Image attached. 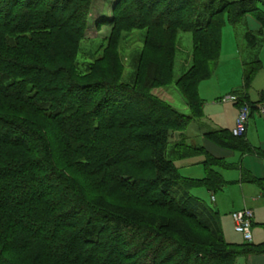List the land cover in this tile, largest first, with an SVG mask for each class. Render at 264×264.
I'll return each instance as SVG.
<instances>
[{
	"label": "trees",
	"instance_id": "obj_1",
	"mask_svg": "<svg viewBox=\"0 0 264 264\" xmlns=\"http://www.w3.org/2000/svg\"><path fill=\"white\" fill-rule=\"evenodd\" d=\"M127 1L119 0L118 5ZM163 1H165V5L160 11L161 13L155 16L154 25L157 26L162 21H165L166 25L163 23V26L169 28L175 27L177 31L192 32L196 44L195 52L199 51L203 56V61L197 59L196 64L192 66L190 72L180 79L182 85H184L183 81L189 85H187L186 90H182L187 93V105L194 111L192 116L176 112L173 107L161 102L158 98L150 95L149 92L141 91L138 85L126 86V84H116L112 81L101 82L97 85L101 87L103 93L95 104H92L91 98L98 94L99 90L97 89L99 87L91 90V88H87L88 86H79L74 83L68 86L67 95L64 92L63 96H52L46 100L41 99V95L48 93L52 95V93H59L57 91L63 90L62 86L56 83L55 80H42L41 77L51 72H54L53 75L58 76L63 71L45 67L48 62L42 55L44 51L43 47H37L38 52L41 53L40 57L38 55L33 56L34 54L31 51L19 50L21 48L17 47V56L3 58L4 51L2 44L5 45L7 42L6 34L12 36L15 33H26L34 30L36 26L34 27L33 23L37 19L36 15H41L40 13L43 12L41 4L45 0H0V35L4 34L0 38V93L9 95L20 101V103L22 102L30 107H34L35 110L41 111L46 119L52 123L54 133L57 130L64 132L66 126L73 124L71 121L65 120L66 114L74 112L77 107L84 106L88 110L87 117L81 124L74 125L76 131L70 136H74L77 140L86 139V145L89 142L91 145L89 149L95 156L94 160L96 162H93L94 165H99L102 170L125 164L135 171L153 172V177L145 179L140 177L134 178L129 174L118 176L120 178L119 185L124 184L125 191L136 196L141 203L144 202V204L146 203L150 206L167 209L176 217L173 218V221L162 224L157 228L149 221L147 222L141 218L137 219L132 216L120 214V217L115 219L107 211L96 212V215H88L81 223V217L83 216L80 213L89 208L87 203H90L89 198L85 194L83 195L82 192L78 193L83 190V187L79 188L77 187L78 182H71L62 174L53 172V177L61 180L65 179L68 182V185H66L67 182L63 181L58 187H63L67 194H69V196L66 195L67 198L62 203L64 204L63 206H69L70 208L60 210L52 215L50 214L42 223H35L34 227L23 224L21 214L16 216L15 227L19 231H22V234L19 236L21 238H18L19 240H12L10 244H6L8 246L5 245L0 250V264L6 262L4 254H7L10 248L13 247L15 248L14 251L18 252L26 250L35 244H40V248H38L40 251H44L45 247L53 249V251L51 250L52 254L48 251L47 256L42 253L39 255H42V257L44 255L46 257H57L63 264H77L82 260L86 264H95L94 262L97 258H99L98 264H120V262H112L111 255V252L118 253L117 257L123 255L124 250L120 245V240L118 243L111 244L108 250L106 247L103 250L98 249L92 256L89 255L88 250L89 248L93 249L92 246H98L102 243L103 238L107 237L105 233L110 228L109 225L111 223L125 225L128 222L130 236H133L142 243L132 248H137L136 251L134 250L135 252H132L131 249L129 251L134 257H138L137 261H141L143 264H148L145 258L148 259L152 254L154 259L153 264H235L238 257L262 253V246L249 243H229L224 237L220 213L215 209L204 207L190 194V191L196 188L205 189L211 194L222 191L228 183L217 169H224V163L210 155L205 149L200 151L194 149L191 151L189 150L190 146L177 144L178 159L180 160L199 155L205 157L203 163L206 172L205 178L202 180L184 179L176 164L165 155V146L170 132L182 131L195 118L202 116L204 102L199 95V85L202 81L211 77L212 69L210 65L212 63L216 65L219 60L225 16H228L229 21L235 24L242 16L255 14L257 19L264 25V17L259 7L260 3L264 4V2L262 0H209L207 3H203L200 8L194 7L192 13L187 16H185L187 6L195 5L199 0H134L133 4L138 11L145 12L149 16L156 12V9H158ZM71 2V0H68L65 8L61 6V8L58 7L57 9L56 7L59 5L60 0H51L49 1V7L43 15L45 14L47 20L51 17V19L55 20L54 23H56L58 22L57 14L53 15L54 10H59L56 13L74 12L79 17L81 15L86 17L90 14V4L86 5L82 3L83 7L86 5L85 10L73 11L74 8L71 7ZM3 18L4 20H2ZM73 20V17L69 18V21ZM151 23L153 24V21ZM45 24V22L37 24L38 29L45 28ZM253 39H255L253 34L246 36V40H248L250 46L253 45L251 43ZM25 59L35 62L43 60L44 63L39 67L33 65L24 66L22 63ZM261 68L262 65L259 60L245 65L243 87L235 92L239 96V103H246L244 96H241L239 93L246 94L250 90ZM202 70H204L203 74ZM30 73H35L37 79H26ZM51 82L52 86L50 87L48 83ZM35 85L38 88H34ZM127 93H132V96L129 100H124L122 97L123 95H127ZM132 103H136L138 106L134 108L131 105ZM146 103L149 106H146ZM92 106L93 108H89ZM140 107L143 109L136 110ZM109 108H113V110L110 111ZM101 114L104 115L99 118ZM88 116L89 118L96 119L93 125H86L87 122L85 121L88 119ZM13 121L18 124H15ZM23 123L24 121L10 118L5 120L0 119V144L15 143L21 145L25 143V138L15 135L16 126L19 129H23ZM84 124L87 128H84ZM114 129L128 132L123 142L118 141L119 143L117 144L114 141L112 135L109 133ZM101 131H105L106 134L100 136ZM35 136L40 138V136ZM88 137L90 138L88 139ZM206 137L216 145L236 152L243 154L255 153L254 149L244 141L243 137L236 138L229 131L209 133ZM87 146L89 147V145ZM14 169L18 170L19 173H9L5 176L11 177L12 175L18 176L26 172H34L40 169V163L37 161L33 163H18ZM14 169L9 170V172H13ZM48 170L50 171V168ZM122 177H126L125 180ZM1 178L3 177H0V180ZM115 179L116 177L114 176L113 180ZM37 181H41L40 183H51L50 180H45V178L41 180L32 179L30 183ZM248 181L253 183L258 182L254 178H249ZM65 182L66 184H64ZM89 187L87 186L84 190L87 191ZM92 188L107 194L106 190L97 187L95 184ZM34 190L30 189L33 194L28 196V193L27 199L20 200L19 202L11 200L9 205L18 206L22 201L28 202L32 198L36 200L38 196L44 198L47 195L58 194L57 190L49 188L41 191L39 194L34 192ZM5 191L0 193L3 194ZM262 192L264 194V186L262 187ZM181 219L182 221L189 222L192 227L204 233V236H200L192 229L186 227L180 221ZM118 224L117 228L113 230L115 238L119 236V232H117L119 231L117 230ZM43 232L44 234H42ZM60 238L62 239L60 240ZM158 238L160 242L155 244ZM55 242L60 243L56 249L53 246ZM35 247L37 248V246ZM86 250L88 255L85 256ZM106 251L109 256L101 259L100 257L104 256ZM141 253L144 254L140 256ZM164 253L167 254L165 255ZM83 255L86 258L83 259ZM161 255L163 256L160 258ZM121 263L136 264L134 261Z\"/></svg>",
	"mask_w": 264,
	"mask_h": 264
},
{
	"label": "rangeland",
	"instance_id": "obj_2",
	"mask_svg": "<svg viewBox=\"0 0 264 264\" xmlns=\"http://www.w3.org/2000/svg\"><path fill=\"white\" fill-rule=\"evenodd\" d=\"M49 1L51 0H45V2L41 4L43 6V12L40 13L41 15H36L37 19H35V21L33 20V25L36 27L32 32L15 33L12 36L6 34L7 42L5 45L2 44V49L4 51L3 58H13L17 56L18 48H21L19 50L31 51V53L34 54L33 56L38 55L40 57L41 53L38 52L37 47H43L44 51L42 55L48 62L45 67L56 69L61 72L63 71V73L60 75L58 74V76L53 75L54 72H51L41 77L42 80H55V82L60 84L63 88V90L57 91L59 93L41 95V99L46 100L50 99L52 96H63L64 92H66L67 95L68 86L71 83L79 86H88L87 88L95 90V88L99 87L97 86L99 83L112 81L116 84H126V86L138 85L141 91L146 93L149 92L153 97L173 107L176 112L188 116L194 114L191 107L187 105V93L182 90H186L188 84L183 81L184 85H182L180 79L190 72L192 66L196 64L197 59L203 61V56L199 51L195 52L196 44L192 32L177 31L175 27L169 28L163 26V23L166 25L165 21H162L157 26L154 25L156 20H154V18L161 13L160 11L163 9L165 1L161 3L155 13L147 16V13L140 12L135 8L133 4L134 0H128L121 5H118L119 0H71V7L74 8L73 11H83L85 10V6L90 4V14L86 17L83 15L79 17L78 15L76 16L74 12L56 13L59 10H54L53 15L55 16L57 14L56 17L58 22L56 23H54L55 20L51 19V17L47 20L45 14L43 15L45 10L49 7ZM208 1L209 0H199L195 5H188L185 9V16L191 14L194 7L200 8L203 3H207ZM262 1L264 2V0ZM66 2H68V0H60L56 8H61V6L65 8L67 5ZM82 3L86 5L83 7ZM82 7L83 9H81ZM259 7L262 12H264V4L260 3ZM72 17L74 20L69 21V18ZM224 19L225 24L222 30L223 47L221 48L219 60L216 65L213 63L210 65L212 69L211 77L202 81L199 85V95L204 102H206V99H212V92L214 89H219V86L227 85V83H224V81H226L224 80L225 78L234 81L240 77V69L235 66V63H229L225 59L230 53H237V36L240 39L242 38L241 34L244 31L246 19L244 17L235 24L229 21L228 16H225ZM2 20H4V18ZM151 21H153V24ZM43 22L46 23L44 25L45 28L38 29L39 27L37 24ZM3 36L4 34H1L0 38ZM257 41L258 38L255 37L251 43L253 45H259V41ZM246 43L249 44L248 40H246ZM240 44V49H243L241 40ZM42 63H44L43 60H37V62H35L25 59L22 64L24 66L33 65L39 67ZM218 63L219 67L214 74ZM203 73L204 70H202V74ZM26 79L36 80L37 78L35 73H30ZM49 85L51 87L52 82L48 83V86ZM34 88H38L37 85H35ZM97 90H99L98 94L91 98L92 104H95L103 93L101 87ZM131 96L132 93H127V95H123L122 98L124 100H129ZM131 105L134 108L138 106L136 103H132ZM145 105L149 106L148 103ZM89 108H93V106ZM109 109L110 111L113 110V108ZM142 109L143 108L140 107L136 110L139 111ZM87 111L88 110H86L84 106H80L77 107L74 112L66 114L65 120L71 121L73 124L66 126L64 132L57 130L58 133H54L52 130L54 129L52 123L46 119L41 111L35 110L34 107H30L22 102L20 103V101H17V99L9 95L0 93V119L5 120L10 118L24 121L22 124L24 126L23 129H19L16 126L15 135L25 138L26 140V142L21 145L15 143L0 144V177H3L0 180V192L6 190L3 194L0 193V250L3 249L6 244H10L12 240H19L18 238H21L19 236L22 234V231H19L18 228L15 227L16 216H19V214H21L23 224L34 227L35 223H42L50 214L52 215L60 210L70 208L69 206H63L64 204L62 203L63 200L67 198L66 195L69 196V194H67L63 187H58L59 184L66 180L53 177V172L62 174L71 182H78L77 187H83V190L78 193L82 192L83 195L85 194L89 198L90 203H87L89 208H86L85 211L83 210L80 213V215L83 216L81 217V223L88 215H96V212L107 211L108 214L115 219L119 218L120 214L132 216L137 219L141 218L147 222L149 221L157 228L162 224L173 221V218H176L174 214L167 209L150 206L146 203L144 204V202L141 203L136 196L125 191L124 184L119 185L120 178H118V176L129 174L134 178L140 177L145 179L153 177V172L135 171L125 164L102 170L99 165H94L93 162H96L94 160L95 156L89 149L91 147L89 142L87 143V145H89L88 147L86 145L87 141L85 142L86 139L77 140L74 136H70L76 131L74 125L84 122L87 117ZM103 115L104 114H101L99 118L103 117ZM194 120H201V118L197 117ZM13 122L18 124L15 121ZM85 122H87L86 125L90 126L96 122V119L89 118L88 116ZM84 128H87L85 124ZM231 129L233 130L234 128ZM188 132L198 134L200 132L199 126L194 123L182 131L170 132L165 146V155L176 164L184 179L202 180L206 176L205 166L202 161L205 160L204 156L199 155L184 160L178 159L177 144H186L190 146L189 150L191 151L194 149L199 151L205 149L203 146L204 139L200 136L194 138L193 135L188 134ZM109 133L117 144L119 143L118 141L123 142L124 137L128 135V132L115 129L111 130ZM103 134H106V132L101 131L99 135L102 136ZM35 135L38 137L40 136V138H37ZM89 138L90 137H88V139ZM188 138L191 140H189L190 143H188ZM219 160L224 163L223 167L226 169L221 170H223L228 179H233L232 177L236 174L235 167H237V165L222 159ZM36 161L40 163V169L35 170L36 172H26L18 176L12 175L11 177L5 176L9 173H19L18 170L14 169L15 165L18 163H33ZM185 163L193 165L184 166ZM49 168L50 171L48 170ZM13 169V172H9V170ZM114 176L116 177L115 180H113ZM43 178H45V180H50L51 183H40L41 181L30 183L32 179L41 180ZM122 178L125 180L126 177ZM66 182L64 184H66ZM231 183L233 184V182ZM94 184L106 190L107 194L92 188ZM66 185H68V182ZM87 186L90 187L86 191L84 189H86ZM48 188L57 190L58 194L47 195L44 198L38 196L36 200L32 198L33 201L32 199L28 200V202L22 201L18 206L9 205L11 200L19 202L20 200L27 199L26 196L28 193V196H31L33 192H31L30 189H35L34 192L39 194L41 191ZM201 190H203V192ZM225 192L227 203H223L221 199L222 193L219 192L215 195L217 205L212 202L211 195L207 193V191L205 192V189H192L190 194L204 207L220 209L222 230L225 239L229 243H244L242 235L236 233L234 222L231 219L232 214L244 210L238 209L234 211L231 209L245 208L243 206L242 197L239 194V189L232 185H228V191L225 190ZM245 200L249 203L250 207L264 208V204L262 203L261 205H254L249 198ZM255 214L258 221L260 217L264 215V211L255 210ZM180 221L186 227L192 229L196 234L204 236V233L192 227L189 222L182 221V219ZM117 224L111 223V225H109L110 228L105 233L107 237L103 238L102 243L98 246H92L93 249L89 248V255H94V252H97L98 249L103 250L104 247L108 250L111 244L118 243L120 240V245L124 250L122 253L123 255L117 257L116 255L118 253L111 252L112 262H120V264H122L121 262L129 263L134 261L136 264H143L141 261H137L138 257H134L129 251L131 249L132 252H135L137 248H132L142 244L138 239L130 236V228H128L129 222L125 223V225L118 224V239L113 236L115 234L113 230L117 228ZM42 234H44V232ZM263 235L264 232L261 229H254L253 241L255 243L260 241ZM61 239L62 238H60V240ZM59 242H55L53 245L55 249L60 245ZM159 242L160 239L158 238L155 244ZM48 244L50 245V243ZM39 245L40 244H35L26 250L18 252L15 250L17 253L14 251L15 248H10V251L8 250L7 254H4L6 262L3 264H63L57 257H46L48 251L52 254L51 250L53 251V249H47L45 247L44 251H40L38 249L40 248ZM35 246H37V248ZM40 253L46 256L44 255V257H42V255H39ZM88 253L86 250L85 256L88 255ZM104 254V256L100 257L101 259L105 256H109L107 251ZM143 254L144 253H141L140 256ZM164 254L166 255L167 253ZM152 255L148 257V259L145 258L148 264H153L154 259ZM162 256L163 255H161L160 258ZM84 258L86 257L83 255V259ZM95 260L94 263L98 264L97 261H99V258ZM77 264L86 263L82 260Z\"/></svg>",
	"mask_w": 264,
	"mask_h": 264
},
{
	"label": "crops",
	"instance_id": "obj_3",
	"mask_svg": "<svg viewBox=\"0 0 264 264\" xmlns=\"http://www.w3.org/2000/svg\"><path fill=\"white\" fill-rule=\"evenodd\" d=\"M261 14L264 17V12H261ZM244 17L246 19V24L244 31L241 34L242 38L240 39L237 36V53H230L225 59L229 63H235V66L240 69V77L234 81L225 78L224 80L226 81H224V83H227V85L219 86V89H214L212 92V99H206V102H204V100L201 98L204 102L203 113L200 117L201 120H193L191 123H195L196 125H198L200 132L198 134L188 132V134H192L194 138H196V136H200L201 138H203V146L210 155L230 163H235L237 165V167H235L236 174L233 175V179H228L223 170L217 169L222 177L226 179L227 182H229L228 185H232L235 188L239 189V194L242 197L243 206L245 208L231 209L234 211L238 209L252 210L254 212L253 230L259 228L264 232V215H262L257 221L255 214V210L264 211V208H254L252 206L250 207L249 203L245 200L249 198L254 205H261V203L264 204V194L262 192V187L264 186V113L260 111V108L264 106V25L257 19L255 14H247L242 16L240 19ZM248 34H253L256 38H258L259 45L256 44L250 46L248 43H246V36ZM240 40L243 43V49H240ZM222 47L223 46L221 45V48ZM256 60H259L261 62V70L255 77L250 90L246 94L239 93L241 94V96H244V101L246 102L245 104L251 105L252 107V114L248 123L246 134L243 136V139L255 151V153L243 154L216 145L211 140H208L206 136L209 133L219 131L231 132V128L235 127L239 109L242 103H223L221 100L231 95L238 96L237 94H235V92L239 91L243 87L245 65ZM218 67L219 63L214 71V74L217 71ZM189 140L190 139L188 138V143H190L191 141ZM202 161L204 163L205 160ZM191 165L193 164H184V166ZM249 178H254L258 180V182H249ZM231 182H233V184ZM228 185L222 191H220V193H222L221 199L223 203H227L224 193H226L225 190L228 191ZM201 191L203 192V190ZM209 194L211 195L212 202L217 205V200L215 197L217 193ZM214 209L220 213V209ZM244 243L246 242L244 241ZM251 244L262 246V253L238 257L235 262L236 264H264V235L261 237L260 241H257L256 243L252 241Z\"/></svg>",
	"mask_w": 264,
	"mask_h": 264
},
{
	"label": "built area",
	"instance_id": "obj_4",
	"mask_svg": "<svg viewBox=\"0 0 264 264\" xmlns=\"http://www.w3.org/2000/svg\"><path fill=\"white\" fill-rule=\"evenodd\" d=\"M223 103H239V97L236 95L228 96L221 100ZM264 113V106L260 108ZM252 114V107L248 104H242L239 109V114L236 120L234 129L231 131L234 137H242L246 134L248 123ZM232 219L235 226L236 233L242 235L246 243L251 244L253 241V225H254V212L250 209L232 214Z\"/></svg>",
	"mask_w": 264,
	"mask_h": 264
}]
</instances>
